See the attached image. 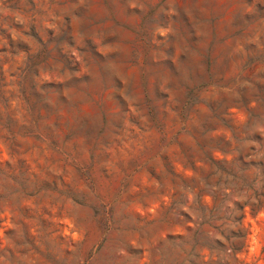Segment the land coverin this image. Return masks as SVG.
<instances>
[{
  "label": "rangeland",
  "instance_id": "1",
  "mask_svg": "<svg viewBox=\"0 0 264 264\" xmlns=\"http://www.w3.org/2000/svg\"><path fill=\"white\" fill-rule=\"evenodd\" d=\"M0 264H264V0H0Z\"/></svg>",
  "mask_w": 264,
  "mask_h": 264
}]
</instances>
